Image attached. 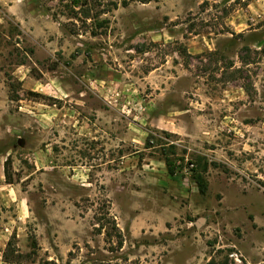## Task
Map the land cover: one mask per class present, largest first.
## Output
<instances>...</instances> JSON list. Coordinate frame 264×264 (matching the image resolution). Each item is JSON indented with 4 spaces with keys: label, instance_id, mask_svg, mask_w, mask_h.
Segmentation results:
<instances>
[{
    "label": "rangeland",
    "instance_id": "rangeland-1",
    "mask_svg": "<svg viewBox=\"0 0 264 264\" xmlns=\"http://www.w3.org/2000/svg\"><path fill=\"white\" fill-rule=\"evenodd\" d=\"M0 115V264H264V0H0Z\"/></svg>",
    "mask_w": 264,
    "mask_h": 264
},
{
    "label": "crops",
    "instance_id": "crops-1",
    "mask_svg": "<svg viewBox=\"0 0 264 264\" xmlns=\"http://www.w3.org/2000/svg\"><path fill=\"white\" fill-rule=\"evenodd\" d=\"M1 132L5 131L1 129L0 122V134ZM9 151L0 152V236L14 231L15 222L25 220L29 214L27 200L24 198L19 183L16 181L8 183L5 180L4 160L10 154Z\"/></svg>",
    "mask_w": 264,
    "mask_h": 264
},
{
    "label": "trees",
    "instance_id": "trees-1",
    "mask_svg": "<svg viewBox=\"0 0 264 264\" xmlns=\"http://www.w3.org/2000/svg\"><path fill=\"white\" fill-rule=\"evenodd\" d=\"M248 1H250V0H248ZM76 4H79L81 6V5H84L85 3L84 4L83 3H76ZM83 16H84V18H89L90 17L89 11H85L83 13ZM149 138H150V135L148 137V140H149ZM9 163H10V156L8 155L5 158V160H4V176H5V180L8 183H11V182H14V181H18V178L13 179L12 175L9 173V171H8ZM166 166L171 168L170 167V163H169L168 160L166 161ZM104 219H106V217H104ZM100 220H102V217H100L98 221H100ZM107 221H108V219H107ZM100 224H104L103 221H100ZM111 224H112L111 225V229L114 230V233H112L111 231H106L105 232L106 236L109 237V238H111L112 236H115L117 238V244L119 246H121V244H122V235H121L120 230L116 226V223H115L114 219L111 220ZM10 244H11V241L9 240L7 242L5 250L2 252L3 261L8 262V263L10 262L9 255H8L9 254V250L12 251L11 247H10L11 246Z\"/></svg>",
    "mask_w": 264,
    "mask_h": 264
},
{
    "label": "built area",
    "instance_id": "built-area-1",
    "mask_svg": "<svg viewBox=\"0 0 264 264\" xmlns=\"http://www.w3.org/2000/svg\"><path fill=\"white\" fill-rule=\"evenodd\" d=\"M193 166H194V163L186 162V165L184 166L185 172L191 170Z\"/></svg>",
    "mask_w": 264,
    "mask_h": 264
}]
</instances>
